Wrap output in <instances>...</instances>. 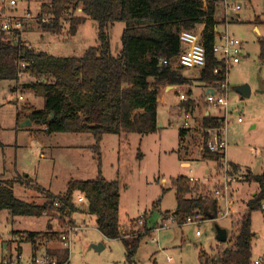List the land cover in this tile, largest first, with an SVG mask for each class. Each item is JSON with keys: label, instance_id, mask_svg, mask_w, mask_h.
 Wrapping results in <instances>:
<instances>
[{"label": "rangeland", "instance_id": "rangeland-1", "mask_svg": "<svg viewBox=\"0 0 264 264\" xmlns=\"http://www.w3.org/2000/svg\"><path fill=\"white\" fill-rule=\"evenodd\" d=\"M42 2L50 0H18L16 11L11 13L24 15L30 12L31 21L20 33V40L30 49L58 58H81L87 49L99 46L98 24L91 19H87L73 37L68 35V17L63 21L61 34L43 32L37 24ZM225 3L229 7L227 13ZM72 16L81 17L83 14L78 10ZM215 18L220 23L219 33L225 31L221 23L227 20L229 35L243 44L239 64L234 65L229 72L228 98L231 120L242 118L244 123L229 125L226 152L227 160L240 165L239 178L242 180L248 168L254 173H260L261 167H264V0H217ZM256 19L261 23L258 25L260 35L253 30ZM200 28L201 25L196 27L197 30ZM124 29L125 24L118 22L110 25L107 30L114 57L122 50ZM10 38L12 34H6L3 40ZM189 76L192 77V73ZM34 81L24 73L16 84L0 82V175H5L3 179L16 181L13 190L17 198L40 205L47 199L37 191V187L61 195L65 193L69 181L92 180L101 174L107 181L119 182V226L123 235L140 229L145 223L149 230L163 224L169 226L144 236L131 264H201V251L209 256L216 254L220 245L216 240L215 226L226 229L230 237L231 218L204 222L199 229L202 233L199 238L194 227H180L164 220L173 214L177 206L173 181L180 176H191L190 169L180 165L184 155L183 149L178 147V130L183 122L181 113L174 114L176 111L173 109L174 112L168 114V107L160 104L158 122L163 127H158L155 133L148 136L136 133L105 135L99 144V155L94 151L95 140L92 135L47 134L42 125L32 123L30 127L20 128V124L27 120L28 113L23 110L25 107L37 110L44 107L43 99L25 87ZM245 85L252 95L241 99L235 89ZM13 86L17 89L14 93L10 89ZM18 94L23 96V101L16 99ZM173 101L177 102L178 99ZM173 101L169 100L168 103ZM252 125H256V128L253 129ZM140 154L142 157H139ZM190 167L195 176L201 177L207 165L202 162L192 163L191 160ZM215 179V174L208 179L209 187L213 186ZM162 180H166L165 186H161ZM256 191L255 183L250 186L240 184L235 193L238 209L244 211ZM158 201V208L154 209L153 205ZM85 203L80 205L83 211ZM51 214L37 218L13 217L7 211L0 212V246L12 241L14 232H62L80 225L85 230L73 237L68 264H129L124 243L121 240L105 239L98 232L94 217L86 213H79V216L77 213L76 225L73 219L75 215L71 219L59 221L56 212ZM143 217V224H138L137 220ZM252 232L253 264L264 256L262 210L252 214ZM13 245L16 247L17 244ZM20 245L22 255L29 257L31 244L24 241ZM92 245L101 246L102 249L96 250L91 248Z\"/></svg>", "mask_w": 264, "mask_h": 264}, {"label": "trees", "instance_id": "trees-1", "mask_svg": "<svg viewBox=\"0 0 264 264\" xmlns=\"http://www.w3.org/2000/svg\"><path fill=\"white\" fill-rule=\"evenodd\" d=\"M216 3L217 0L42 2L38 25L43 32L61 34L63 21L68 17V35L73 37L78 28L91 19L98 24L99 46L87 49L81 58H58L30 49L20 40V33L12 34L10 40L4 41L6 34L0 32V82L16 84L20 79L21 65L25 64L24 73L35 80L25 87L32 89L35 96L44 101L41 110L25 107L26 119L32 124L42 125L47 134L92 135L94 151L100 155L99 144L105 135L136 133L148 136L155 133L159 124L161 89L190 83L171 64L162 65V60L172 61L179 54L182 31H193L198 25H204L201 39L206 64L198 81L215 85L223 80L214 74L216 68H221V62L212 51L217 25L214 18ZM78 10L83 16L71 17ZM43 16H48L49 21L40 22ZM118 22L124 23L125 29L121 37L122 50L114 57L107 30ZM10 89L12 93L17 91L15 86ZM201 126L204 130L214 128L217 120L204 118ZM184 134L181 131L180 137ZM204 136L206 142L207 136ZM202 156L216 165L219 162V157L208 151ZM246 177L257 184V193L248 201L244 211L231 215L230 237L226 243H219L216 254L209 256L200 252L201 264H252V214L260 211L264 204V170L259 175L248 174ZM14 183L15 180L0 179V212L7 211L13 217L37 218L56 212L59 221L71 219L77 213H86L95 218L96 228L105 239L124 243L129 264L133 262L141 239L156 229L154 226L149 230L145 223L140 229L123 235L119 226V182L107 181L101 174L92 180L69 181L61 195L37 187V191L47 199L40 205L17 198ZM172 185L177 203L172 215L177 224L182 225L195 213L206 220L218 217V203L211 198L198 197L199 185L192 188L185 176L178 177ZM78 194L85 199V211L76 202ZM158 205L159 201L153 208H158ZM24 233L35 249L38 245L57 242L62 232ZM66 256L67 253L63 252L60 259Z\"/></svg>", "mask_w": 264, "mask_h": 264}, {"label": "built area", "instance_id": "built-area-1", "mask_svg": "<svg viewBox=\"0 0 264 264\" xmlns=\"http://www.w3.org/2000/svg\"><path fill=\"white\" fill-rule=\"evenodd\" d=\"M18 0H0V32L5 34H18L21 33L26 26L31 21L30 12H26L24 15H12V11H16ZM228 5L225 3L226 13L228 11ZM37 17V24H38ZM49 19L42 18L40 22H48ZM229 22L226 20V26ZM203 31V30H202ZM196 33L195 31H182L179 35L180 52L175 59L168 61L167 59L162 60V65L168 66L176 62L182 69H197L202 70L206 64V52L201 39V33ZM242 43L235 37L229 35L227 27L223 33H219L215 29V43L213 46V53L216 58L221 62V68H216L214 74L223 77V80L215 85H205L203 97L201 100L195 101L187 94L182 92L180 89L176 90L179 95L180 103L182 104V111L184 114V122L182 129L185 131H192L194 129V112L203 104L219 112L217 119V126L211 129L205 130V135L207 140L200 150V153L208 151L219 157V162L217 163V169L215 171L216 179L211 188H205L201 186L202 190H198V197L200 198H211L215 200L218 205V217L213 222H217L219 219H225L231 217V206L234 203L235 196L233 186L239 182V178L234 174L231 168L230 161L227 160L226 152L228 149V128L232 123L231 111L229 107V84L228 76L232 65L238 62L241 55ZM25 64L21 65L20 77L24 74ZM16 99L18 101H23V96L18 94ZM243 119L238 118L237 122L242 123ZM190 169V175L188 177L190 186L195 188L200 184L199 180L193 176L191 167L186 166ZM205 184H210L209 180L206 179ZM76 202L78 205H82L85 202L84 197L81 194L76 196ZM222 204L224 207H222ZM86 205V203H85ZM57 206V204H55ZM261 210L264 212V204ZM143 218H139L138 224H143ZM172 225L177 226H192L195 228V234L200 237L202 233L200 232V226L208 221L203 216L198 213L193 214L191 217L187 218L182 225L177 224L173 215L171 214L169 218L164 219ZM169 226L166 224L161 225V227L155 229V231L161 229H167ZM85 230L81 226H72L62 231L60 239L58 240L60 247L63 251L67 253L65 259H60L57 255H54L47 251L45 245H38L35 249H32L31 255L29 257H24L22 253L15 251L14 254H0V264H68L71 256V249L73 245V237ZM27 235L24 232L14 234L12 241H9L5 245L6 249L9 248V244H20L21 242L27 241ZM2 244V242L0 241ZM31 244V243H30ZM32 248V246H31ZM253 264H264V256L256 260Z\"/></svg>", "mask_w": 264, "mask_h": 264}, {"label": "crops", "instance_id": "crops-1", "mask_svg": "<svg viewBox=\"0 0 264 264\" xmlns=\"http://www.w3.org/2000/svg\"><path fill=\"white\" fill-rule=\"evenodd\" d=\"M216 5H217V3H216ZM215 15H216V7H215ZM214 18H215V16H214ZM215 20H216V18H215ZM216 22H217V25H216L215 29L219 32L218 25L220 23H218V21H216ZM255 22H256V25L254 26L253 30L256 33H258V35H260L261 31H260V29L258 27V25L261 24L260 20L256 19ZM223 26L226 29V27H227L226 26V22L221 23V27L222 28H223ZM203 29H204V25L201 24V28L199 30L195 29L193 31H195L197 33H200ZM221 32L223 33V31H221ZM242 51H243V44H242V47H241V52ZM240 59H241V55H240V58H239L238 62L234 63L232 65L231 69L234 67V65L239 64ZM172 66H173V68L179 70L184 77L188 78L190 80V83L187 84V85H184V86H172V87H167V88L161 89V94H160V98L158 100V103H159V105L162 104L163 107L164 106L168 107V109H169V111L167 110L168 114L169 113H173L174 112L173 109H175V111H176L174 114H178V113L180 114L181 113L182 116H183V122H184V114H183V111H182V104L180 103L179 95L176 93V90L180 89L182 92L187 94L189 96V98H191V99H193L195 101H199V100H201V97H203L205 84L198 81L200 70H197V69H192V70L191 69H182L181 67H179L177 65L176 62H173ZM191 73H192V77L189 76V74H191ZM193 73H194V75H193ZM228 80H229V78H228ZM228 84H230L229 81H228ZM239 88H241V87H239ZM237 89L238 88L235 89L236 92H237ZM251 95H252V92L250 90L249 97ZM175 98L178 99L177 102L173 101V99H175ZM241 99H242V96H241ZM169 100H172L173 103H171V102L168 103ZM201 104L202 105L198 108V110H196L194 112V129L192 131L183 130L182 129L183 122H182L181 126H180V128L178 130V132H179L178 147H179V149H183V151H184V155L180 159V165H181L182 168H187L186 166H188V165L190 166L191 160H192V163H194V162H202L205 165H207V168L203 171V174H202L201 177L195 176L194 173H193V176H195L199 180V182H200V184H198L199 187L203 186L205 188H211V187H209L210 184H205V181H206V179H210V178L214 177L215 171L217 169V165H216V163L214 161L204 160L203 156H202V153H200V150L203 148V146L205 144V136H204L205 135V130L202 128L201 125H202V123L204 121V118H210V119H213V120H217L218 116H219V112L214 110V109H212V108H210V107H208L207 105L203 104L202 101H201ZM231 114H232V112H231ZM243 123H244V120L242 121V123L237 122V120H233L231 124L232 125H234V124L242 125ZM162 127H163V125H162ZM252 128L253 129L256 128V125H252ZM181 131L185 132V134L182 137H180V132ZM228 135H227V141H228V145H229V136ZM210 164H211V166H210ZM230 164H231L232 171L239 178V173L241 172L240 165L235 163V162H232V161H230ZM247 170H248L247 173L243 175V179L241 180L239 178L240 179L239 182L236 185L233 186L234 196H235V193L238 190L240 184H243V185L248 184L250 186L251 184L255 183L254 181H251L250 179H248L246 177L248 174L259 175V174H261L263 172L264 167H261V172L260 173H254L249 168ZM4 176H5L4 174L0 175V179L2 181H14L12 179L11 180L3 179ZM185 177H187V176H185ZM24 182H25V184L29 185V183H27V181H24ZM161 184H162L161 186H165L166 180H162ZM257 190H258V186H257ZM256 193H257V191H256ZM256 193H254L252 195V197ZM86 206L87 205H85V208H86ZM230 210H231L232 214H235V213L243 211L240 208L238 209V200L237 199L234 200V203L232 204ZM78 214L77 215L75 214V216L73 217V219L75 221V224L77 222L76 218L78 217ZM81 214H84V213H81ZM81 214H79V216ZM84 215H86V214H84ZM166 217H165V219H166ZM225 219H230V217L225 218ZM220 220H224V219H219L218 221H220ZM230 225H231V223H230ZM77 226H80V225H77ZM230 228H231V226H230ZM21 232H23V231L14 232V233H21ZM14 233H13V235H14ZM45 248L47 249L48 252L50 251V253H53L54 255L56 254L59 258L64 252L61 249L60 244H59L58 241L57 242L47 243L45 245ZM15 251H17L19 253H22L23 249H22L20 244H17L16 247L10 246L8 249H6L4 244L2 246H0V254H8V253L14 254Z\"/></svg>", "mask_w": 264, "mask_h": 264}, {"label": "water", "instance_id": "water-1", "mask_svg": "<svg viewBox=\"0 0 264 264\" xmlns=\"http://www.w3.org/2000/svg\"><path fill=\"white\" fill-rule=\"evenodd\" d=\"M237 92L242 96V97H249L250 95V89L248 86H243L241 88L237 89ZM31 126V122L26 120L20 124V128H27ZM158 127H162V124L159 123ZM215 232H216V240L218 243H226L228 240V233L226 229H223L219 226H215ZM100 247V248H99ZM91 248H94L96 250L102 249L101 246H95L92 245Z\"/></svg>", "mask_w": 264, "mask_h": 264}]
</instances>
